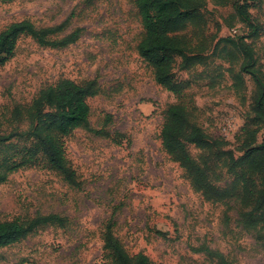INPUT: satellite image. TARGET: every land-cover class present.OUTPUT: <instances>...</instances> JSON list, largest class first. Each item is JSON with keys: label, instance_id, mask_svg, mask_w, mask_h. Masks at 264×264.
I'll return each mask as SVG.
<instances>
[{"label": "rangeland", "instance_id": "rangeland-1", "mask_svg": "<svg viewBox=\"0 0 264 264\" xmlns=\"http://www.w3.org/2000/svg\"><path fill=\"white\" fill-rule=\"evenodd\" d=\"M245 1L205 0V28L176 34L185 43V57L200 55L207 43L204 62L178 54L173 70L178 82L189 83L182 102L194 120L212 139L227 141L226 150L237 158L242 156L237 138L247 123L255 84L244 75L243 89L235 91L233 77L242 59L232 47L230 53L223 45L214 47L220 39L242 38L264 72V0H248L257 26L252 37L235 16V5ZM24 20L39 29L64 25L54 39L76 30L81 34L66 48L22 37L14 56L0 66V164L29 161L0 184V222L56 215L64 225L41 226L0 248V264H111L104 250L109 224L131 258L144 255L151 264H218V258L200 252L206 248L230 264H264V211L219 199L234 177L216 166V154L189 146L199 165L208 163L210 187L201 189L163 148L166 113L179 100L156 83L154 69L139 53L145 30L137 0L0 2V33ZM65 79L98 84L97 95L87 100L91 130L78 129L62 140L78 186L41 155L26 156L33 144V100ZM263 140L264 127L257 144Z\"/></svg>", "mask_w": 264, "mask_h": 264}, {"label": "trees", "instance_id": "trees-1", "mask_svg": "<svg viewBox=\"0 0 264 264\" xmlns=\"http://www.w3.org/2000/svg\"><path fill=\"white\" fill-rule=\"evenodd\" d=\"M11 1L14 0H0L3 3ZM137 5L143 17L145 30V37L139 45V53L154 69L156 83L179 100V103L170 106L166 113L161 133L164 150L180 164L195 186L201 189L210 187L208 163L199 165L192 158L189 146L208 154H216V166L226 169L234 177L230 186L219 193V199L235 200L244 207L252 206L254 212L264 211V140L260 145L257 144V136L264 127V72L253 48L242 38L220 39L214 47L216 51L223 45V52L227 53H230L228 47H232L234 48L232 53L237 51L242 59L240 71L233 77L235 91L243 89L244 75L250 76L255 84L250 114L240 131L239 139L237 138V143L240 141L239 151L242 152V156L237 158L233 151L226 150L227 141L212 139L194 120L190 109L182 102L189 83L178 82L173 74L178 54L186 60L204 62L201 54L209 49L207 43L202 45L200 55L185 57L181 48L185 47V43L176 34L188 29L202 31L205 28L206 20L202 14L205 0H137ZM250 6L247 0L244 3L239 2L234 9L235 16L247 26L251 32L249 37H252L256 34L257 26L249 15ZM63 31L64 25L39 29L28 20L13 23L0 33V66L14 56L22 37L31 38L38 45L51 48H66L80 38L81 31L76 30L60 39H54L55 35ZM97 93L96 81L81 85L65 79L56 86L40 91L29 110L32 124L29 135L33 144L26 149V156L34 158L41 155L50 167L72 186H78L79 183L75 171L66 162L62 140L78 129L91 130L89 128L91 110L87 100ZM28 162L27 157H24L19 162L6 160L1 163L0 184L7 181L11 172ZM50 224L63 226L64 220L56 215H49L37 217L26 223L0 222V248L12 246L26 239L39 227ZM244 228L250 231L249 226ZM257 233L260 237L262 232ZM104 250L111 264H151L144 255L131 258L127 254L115 237L112 224L107 226ZM200 252L218 258V264H230L223 254L209 248Z\"/></svg>", "mask_w": 264, "mask_h": 264}]
</instances>
